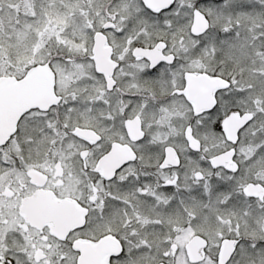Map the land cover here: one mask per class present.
Returning <instances> with one entry per match:
<instances>
[{"label":"snow or ice","instance_id":"obj_1","mask_svg":"<svg viewBox=\"0 0 264 264\" xmlns=\"http://www.w3.org/2000/svg\"><path fill=\"white\" fill-rule=\"evenodd\" d=\"M0 264H264V0H0Z\"/></svg>","mask_w":264,"mask_h":264}]
</instances>
